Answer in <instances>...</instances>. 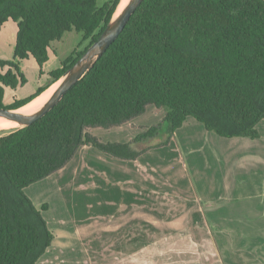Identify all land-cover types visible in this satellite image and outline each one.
<instances>
[{
	"label": "trees",
	"instance_id": "obj_1",
	"mask_svg": "<svg viewBox=\"0 0 264 264\" xmlns=\"http://www.w3.org/2000/svg\"><path fill=\"white\" fill-rule=\"evenodd\" d=\"M120 0H0V30L16 23L14 60H0V108H18L42 94L98 39ZM88 45L49 73L46 86L3 105L5 88L25 79L18 61H48L50 43L70 31ZM164 110L157 125L131 143L102 142L111 129ZM187 118L222 138L258 139L264 121V0H142L104 54L62 99L31 125L0 133V264H35L53 235L24 188L63 169L79 148L137 159L141 143L166 135Z\"/></svg>",
	"mask_w": 264,
	"mask_h": 264
},
{
	"label": "rangeland",
	"instance_id": "obj_2",
	"mask_svg": "<svg viewBox=\"0 0 264 264\" xmlns=\"http://www.w3.org/2000/svg\"><path fill=\"white\" fill-rule=\"evenodd\" d=\"M110 1L113 0H96L97 6ZM15 40L16 25L10 20L0 31L1 61L14 60ZM87 45L88 40L82 39V33L72 30L50 43L48 61L43 66L39 67L31 57L20 61L18 67L25 82L15 89L5 88L3 105L6 107L14 100L26 99L38 88L46 86L49 73ZM163 117V109L148 106L142 115L128 123L108 130L95 128L91 133L102 142L128 144L146 127L160 123ZM3 131L8 130H0V133ZM176 131L165 146L157 147L166 140V135L160 134L138 145V149L152 148L137 159L118 163H132L133 170L128 177H147L150 184L147 183L144 188L124 182L126 175H122L119 167L110 170L111 164L97 163L94 157H91L87 169L90 174L78 177L68 167L64 179L60 174L57 176L59 183L54 187L60 189V201H63V196L66 201L64 205L56 201L57 211L46 221L48 224L63 222L66 226L90 216H101L105 220V217L118 213L124 205L133 202L136 212H149L156 223L161 222L163 229L159 225L149 226L143 222L146 219L140 217L128 221L119 219L121 226L111 227L110 231H95L93 227H88L79 245H85L93 259L92 264H101L102 256L113 254L117 247L119 255L132 252L139 245H136V241L133 245V241L142 235L143 243L140 239L137 241L141 242L140 245L153 242L155 245L169 246L167 254L173 256L169 259L171 262L175 260V264H184L186 257H191L195 252L203 255V264H212L213 261L220 264H264V121L257 125L258 139L222 138L206 131L193 118H187ZM91 149L98 151L93 147ZM245 156L262 157L261 167L251 162L256 159H244ZM227 160L229 163H226ZM97 168L100 170L98 172H102V178L123 182L89 187L81 185L83 179L90 178ZM226 180L231 183L229 191L222 189V183ZM45 183L46 180H43L38 185L43 187ZM68 184V189H65ZM53 192L47 187L41 190L40 195L47 198ZM94 205L93 211L91 208ZM99 210L105 213L99 215ZM174 219L180 220L183 226L181 233L163 225ZM114 245L115 249H109ZM175 245L173 249H168ZM207 245H212L214 250ZM173 252L183 255L179 256L180 262ZM63 261L58 262L62 264L60 262Z\"/></svg>",
	"mask_w": 264,
	"mask_h": 264
},
{
	"label": "crops",
	"instance_id": "obj_3",
	"mask_svg": "<svg viewBox=\"0 0 264 264\" xmlns=\"http://www.w3.org/2000/svg\"><path fill=\"white\" fill-rule=\"evenodd\" d=\"M8 21H10V20H8ZM7 22H5L3 24V26ZM15 25H16V23H15ZM2 27H1V29H2ZM16 31H17V27H16ZM19 62L20 61H18V63ZM52 85H54V84H52ZM49 88H47V90ZM177 133H178V131L175 132V134H177ZM91 148H92L91 146H83V147L79 148L78 151L76 152L73 160H71L68 163V165H66L63 169L59 170L58 172H56V173H54V174H52L49 177L44 179V180H46V183L43 187H40L38 185L39 182L43 181V180H41L39 182H36L34 184L29 185L28 187L24 188V190H23L25 195L30 199L31 203L36 208V210H41V206L46 205V209L41 212V215H42L43 219L45 220L49 231L53 235V240L51 242L50 247L45 251L43 256L35 264H59L58 261L63 260V259H64V261L60 262L62 264H70L71 261H73L72 264H92L93 259L91 258V254L85 248V245H79L80 242L83 241L82 235L84 233V230L86 231L88 227H93L95 229V231L96 230L97 231H100V230L110 231L111 227L118 228L119 226H121V223L118 222L119 219L120 220H122V219L127 220V219H134V217H140L142 220L146 219L143 222L147 223L149 226L152 224L154 226L159 225L161 227V222L158 221L156 223L155 220L152 219V216L150 215L149 212H147V213L136 212L134 210L133 202H130L131 203L130 205H127V206L124 205L123 206L124 208L119 209L118 213L111 215V216H108V217H105V220L101 216H98L95 218L93 216H90L89 219H86L84 221L83 220L77 221L74 224L72 223L71 225H66V226L63 225V222L56 223V224H52V223L48 224V222L46 221V218L47 217L50 218L52 216V214H54V212L57 211V207H55V202L58 201L59 205H61V204L64 205V203H65L64 201H66L65 197L63 196L62 197L63 201L61 202L60 201L61 196L59 197L60 189H58V188L54 189V187H57L58 186L57 184L59 183V181H57V176H59V174H60L61 179H64V174H65L68 167L72 168V170L76 173V175H78V177H81L82 175H84L86 173L90 174L91 172L87 169H88L89 164L92 161L91 157H94V159H96L94 161L97 163L111 164L110 170H114L115 168L119 167V169L123 173L122 175H124V176L126 175L124 182H130V183L136 184V185L140 186L141 188H144L145 186H147V183L150 184V181L147 179V177L144 178V177H138L137 176V178H133V177H131L133 175H129V177L127 176L128 174L132 173V170H133L132 163L130 165H126L127 163L125 165H123L124 163H122V165H118L119 162H125V160L119 161V159L113 158L111 156L108 157L107 154L105 155L102 152L93 151ZM258 152L260 153V151H258ZM109 158H111V159H109ZM246 158L249 160L252 158L256 159V160H252L251 162H253V164H256V165L261 167L262 162H263L262 157L254 158L251 156H245L244 159H246ZM249 160H247V161H249ZM129 162H132V161H129ZM226 163H229V161L227 160ZM251 166L254 167V165H251ZM98 171H100L99 168H97L96 172H93V174L90 178H85V180L83 179V181L81 182V185H86L87 187H89L92 185H94V186L95 185H101L102 186L104 184L105 185H107V184L111 185V183L116 185V184H119L120 182H123V181H119V180L104 179V178H102V172H98ZM35 184H37V185H35ZM69 184L71 185L72 183L70 182ZM69 184L67 185V187L65 189H68ZM47 187L53 189L54 192H53L52 196L45 198V195H43V194L40 195V193H41V190H43L44 188H47ZM222 189H223V191H229V189H231L230 181L226 180L225 183H222ZM123 204H125V203H123ZM138 208H140V207L138 206ZM91 209L94 211L95 205ZM101 213L104 214L105 212H102L101 210H99V215H101ZM92 215H94V214H92ZM66 219H69V217L66 216ZM162 223H164V222H162ZM163 225L168 226L171 230L173 229L174 230L173 232H178V233L182 232L183 226H182L179 219L178 220H176V219L171 220L168 223H164ZM199 232H200V230L198 231V233ZM139 239L143 243V241H142L143 235L141 237L139 236L136 240L133 241V245L135 244V241H136V245L137 244H139V245H137L136 248L133 249L132 252H130V253L126 252L124 254L119 255L117 253V250L119 248L117 247L116 250L113 252V254L110 253V255L102 256L103 261L101 264H166V263L167 264H169V263L175 264L176 263L175 260L171 262V260L169 259V258H173V256L171 257V254H167V247H169V246H167V245H165V246L164 245H155V244H153V242H150L148 244L144 243V244L140 245L141 242H137ZM176 246L177 245L170 247L168 249H173ZM207 246H211L212 250H214L212 245H207ZM240 246H239V248H240ZM109 249H111V250L115 249V245ZM179 249H182V248H178V250ZM101 250H102V248H101ZM101 250L99 249L100 252H101ZM178 250H176V251H178ZM191 250H192V248H191ZM197 250H198V247H197ZM85 251H87V252L85 253ZM72 252H75V253L72 254ZM173 253L176 254V252H173ZM103 255H104V253H103ZM180 255H182V254L177 253L175 255L176 256L175 258L179 259ZM98 256H97V258H98ZM186 258H187V260L185 261L184 264H203L202 263L203 259H204L203 255H201L199 252L192 253L191 257L187 256ZM238 259H241V258H238ZM180 260H181V258L178 261L180 262ZM231 260H233V257L231 258ZM252 262H256V261H252ZM212 264H220V263L213 261ZM231 264H235V263L232 262ZM247 264H249V263H247Z\"/></svg>",
	"mask_w": 264,
	"mask_h": 264
},
{
	"label": "water",
	"instance_id": "obj_4",
	"mask_svg": "<svg viewBox=\"0 0 264 264\" xmlns=\"http://www.w3.org/2000/svg\"><path fill=\"white\" fill-rule=\"evenodd\" d=\"M122 0L119 1L109 23L102 31L96 41H94L84 53L69 67L60 79L54 84L58 85L54 88L51 95L33 112H19L18 110L28 103L14 109L0 108V117L23 124L19 128L31 125L36 120L42 118L49 112L92 67L104 54L107 48L115 41L121 33L129 18L140 5L142 0H127L118 10ZM117 13V14H116ZM116 14V16H115ZM115 16V17H114Z\"/></svg>",
	"mask_w": 264,
	"mask_h": 264
},
{
	"label": "bare ground",
	"instance_id": "obj_5",
	"mask_svg": "<svg viewBox=\"0 0 264 264\" xmlns=\"http://www.w3.org/2000/svg\"><path fill=\"white\" fill-rule=\"evenodd\" d=\"M126 1L127 0H122L118 10L122 7V5ZM116 14H115V16H116ZM57 85H58V83L52 85L48 90H46L44 93H42L39 97H37L36 99L31 101L29 104L25 105L24 107L20 108L18 111L19 112H26V113L35 111L51 95V93L53 92L54 88ZM21 126H23V124H18L16 122H13V121H10V120H7V119H4V118L0 117V130L17 129V128L21 127Z\"/></svg>",
	"mask_w": 264,
	"mask_h": 264
}]
</instances>
